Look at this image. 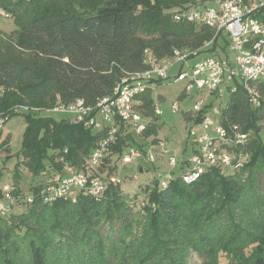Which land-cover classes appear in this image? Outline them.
Here are the masks:
<instances>
[{"label":"trees","instance_id":"trees-1","mask_svg":"<svg viewBox=\"0 0 264 264\" xmlns=\"http://www.w3.org/2000/svg\"><path fill=\"white\" fill-rule=\"evenodd\" d=\"M189 1L0 0V9L16 27L0 33L3 124L18 114L17 108L29 109L23 114L22 159L15 177L19 166L44 176L31 188V203L0 216V264H188L190 253L198 254L202 264H219L221 253L230 258L227 264H264V78L256 82L258 105H251L237 84L221 107L220 123L229 133L250 135L231 149L249 155L238 169L212 167L194 182L175 177L165 188L153 179L148 202L138 212L119 182L108 183L99 197L80 194L75 202L47 203L39 195L46 178L60 170L58 157L81 167L106 130L68 118L36 117L33 109L77 99L94 105L125 74L146 70L148 52L161 59L174 49L226 51L222 36L205 47L213 38L212 28L173 20V10ZM185 95L181 90L179 97ZM136 99L151 121L140 136L125 132L120 123L100 171L109 169L110 156L125 146L145 147L150 136L152 143L158 141L151 89ZM211 107L209 103L204 110ZM183 119H189L186 111ZM1 137L0 129V153L8 158L9 138ZM147 169L155 172L153 166Z\"/></svg>","mask_w":264,"mask_h":264},{"label":"built area","instance_id":"built-area-1","mask_svg":"<svg viewBox=\"0 0 264 264\" xmlns=\"http://www.w3.org/2000/svg\"><path fill=\"white\" fill-rule=\"evenodd\" d=\"M172 18L177 22L186 21L212 28L213 38L205 46L211 44L213 39L224 37V56L210 55L196 60L200 50L183 48L174 49L171 56L156 59L148 52L146 70L125 74L112 93L99 98L94 105L77 99L67 104L58 101L52 108L42 111L33 109L40 113L52 111L63 114L72 122L81 123L95 131L106 130V135L97 142L81 167L65 161L63 156L57 158L61 162L60 170L47 177L44 187L39 191L44 202L52 203L59 199L75 202L80 194L99 197L108 183L120 182L118 177L100 171V168L109 157L110 145L116 141L120 123H123L125 132L135 136H140L150 123V117L137 108L136 97L152 89L156 80L173 77V81L182 82V90L186 94L194 89L207 97L216 93L221 95L224 89L232 92L237 84H241L250 104H259L260 94L256 82L264 78V0H190L183 7L175 8ZM173 70L174 75L171 76ZM204 102L201 98L193 104L192 109L186 111L189 117L187 123L190 125L187 140L192 145V153L186 160L182 159L178 163L174 155L168 154L163 139L152 143V139L145 138V147L127 145L116 154L120 163L124 165L143 161L153 164L159 155H167L166 163L170 170H155L160 188L167 187L175 177H180L186 183L194 182L212 167L222 171L241 167L249 155L242 151L235 153L231 149L244 144L248 134L238 131L229 133L220 123L221 108L212 106L204 110L208 104ZM172 110H179L176 103H173ZM154 112L160 114L156 102ZM3 120L0 115V128ZM177 165L179 170L173 172ZM14 191L16 188L13 184L0 186V216L13 213L19 204L27 205L33 201L32 194L15 195Z\"/></svg>","mask_w":264,"mask_h":264},{"label":"rangeland","instance_id":"rangeland-1","mask_svg":"<svg viewBox=\"0 0 264 264\" xmlns=\"http://www.w3.org/2000/svg\"><path fill=\"white\" fill-rule=\"evenodd\" d=\"M1 12H3L2 9H0V33H10L16 28L13 19L9 15H6V12L4 13L5 15ZM205 47L210 48V44ZM209 51L210 50L200 53L196 60L200 57L210 55L224 56L223 52H221L220 49L215 50V47L212 51H210L211 54ZM173 75L174 71L171 72V76ZM157 81L158 80L155 81V85L151 91L155 102L160 108V114L158 115V119L156 121L159 125L158 137L163 139L166 143V148L169 150L168 154L174 155L179 163L183 158L188 157L192 153L191 142L187 140V132L190 125L187 123V120L183 119V112L192 109L193 104L201 98L205 100L206 103L212 101V106H218L221 108L228 101L229 93L224 89L221 95L216 93L207 97L204 94V96L201 95L193 89L185 96L179 97L180 91L183 88L182 82L173 81V77L162 80L159 84H157ZM159 96L164 98L163 102L157 101ZM173 103H176L179 108L176 112L172 110ZM27 111H29V109L25 110L23 108H17L18 114L12 116L8 121L4 122L0 128L2 130L1 138L8 137L10 146V156L8 158L5 157V153H0V172H2L0 185L13 184L23 195L31 194L32 186L40 180H44V176H33L28 169L23 166L18 167L19 175L18 177H15L16 164L22 159L21 142L26 125L23 114ZM34 116L50 117L56 121L66 118L65 115L52 111H49V113H41V115L35 113ZM152 138L153 137L151 136L149 137V139ZM260 138L264 142V128L260 132ZM137 139L138 138H136V140ZM158 150L160 151L159 148ZM166 157L167 155H159L158 159L153 164H147L143 161H139L137 163L122 165L116 154H112L109 158V163H107L110 168L108 169L107 167H104L103 171L119 178L120 189L127 195L128 202L133 207V211L138 212L142 210L143 206L148 202V194L150 189L153 187L152 180L156 179V171L151 172V170L147 168L153 166L155 170L158 171L170 170L166 163ZM138 166L144 167V171H139L141 167L138 168ZM178 170L179 166L177 165L173 172H177ZM16 208L18 210V206H16L15 209ZM107 226L108 225H105L103 228L106 230ZM186 260L188 264L203 263V259L196 253H190ZM229 260L230 258L227 255L222 253L220 254L219 264H227Z\"/></svg>","mask_w":264,"mask_h":264},{"label":"crops","instance_id":"crops-1","mask_svg":"<svg viewBox=\"0 0 264 264\" xmlns=\"http://www.w3.org/2000/svg\"><path fill=\"white\" fill-rule=\"evenodd\" d=\"M200 58H201V57H200ZM173 71H174V70H173ZM200 94H201V93H200ZM201 95H203V94H201ZM203 96H204V95H203ZM207 100H208V98H207ZM210 100H212V99H210ZM157 101H158V99H157ZM158 102H159V101H158ZM209 103L212 104V101H209L208 104H209ZM157 138L160 139V138L158 137V135H157Z\"/></svg>","mask_w":264,"mask_h":264},{"label":"water","instance_id":"water-1","mask_svg":"<svg viewBox=\"0 0 264 264\" xmlns=\"http://www.w3.org/2000/svg\"><path fill=\"white\" fill-rule=\"evenodd\" d=\"M140 171H141V169H140Z\"/></svg>","mask_w":264,"mask_h":264}]
</instances>
